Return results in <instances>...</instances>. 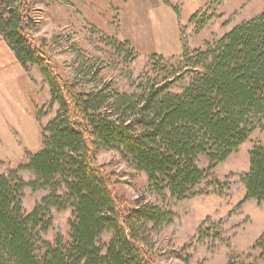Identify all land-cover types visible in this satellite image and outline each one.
<instances>
[{
	"label": "trees",
	"instance_id": "1",
	"mask_svg": "<svg viewBox=\"0 0 264 264\" xmlns=\"http://www.w3.org/2000/svg\"><path fill=\"white\" fill-rule=\"evenodd\" d=\"M28 9L27 0H0V37L25 72L38 69L58 111L23 167L32 181L25 183L19 171L0 173V264H157L143 235L172 222L173 215L139 202L125 210L97 155L121 151L157 196L192 197L264 119V13L214 45L185 49L180 66L188 80L179 93L170 92L165 79L109 100L102 91L78 93L59 76L30 36ZM111 43L118 52L127 45ZM200 156L208 161L205 171L197 167ZM248 162L240 177L243 202L260 204L264 144L251 149ZM26 188L48 191L31 213L22 205ZM52 210L71 211L67 241L42 239L52 227ZM104 234L111 235L107 243L101 242Z\"/></svg>",
	"mask_w": 264,
	"mask_h": 264
},
{
	"label": "rangeland",
	"instance_id": "2",
	"mask_svg": "<svg viewBox=\"0 0 264 264\" xmlns=\"http://www.w3.org/2000/svg\"><path fill=\"white\" fill-rule=\"evenodd\" d=\"M27 1L34 26L30 36L59 76L78 93L102 91L109 100L165 79L170 92L179 93L188 80L180 66L185 49L192 52L214 45L235 26L264 13V0ZM112 40L127 45L118 52ZM2 42L0 173L19 171L29 183L32 176L23 167L28 155L41 148L43 129L58 106H50L49 88L38 69L25 72ZM262 144L264 119L255 124L244 144L206 175L193 196L182 201L168 194L157 196L144 173L136 171L121 151H100L96 160L110 174L125 210L139 202L173 215L172 222L143 235L157 264H264V202H243L245 189L240 182L248 171L249 152ZM196 164L202 171L208 168L203 156ZM47 194V190L24 189L25 212L31 213ZM51 219L52 227L42 239L67 241L71 211L52 210ZM110 236L104 234L101 242L107 243Z\"/></svg>",
	"mask_w": 264,
	"mask_h": 264
},
{
	"label": "crops",
	"instance_id": "3",
	"mask_svg": "<svg viewBox=\"0 0 264 264\" xmlns=\"http://www.w3.org/2000/svg\"><path fill=\"white\" fill-rule=\"evenodd\" d=\"M1 40H2V38L0 37V42H2V41H3V40H2V41H1ZM2 44L4 45V41L2 42ZM7 48H8V47H7ZM8 49H9V48H8Z\"/></svg>",
	"mask_w": 264,
	"mask_h": 264
}]
</instances>
